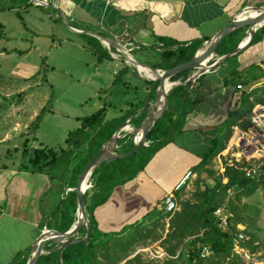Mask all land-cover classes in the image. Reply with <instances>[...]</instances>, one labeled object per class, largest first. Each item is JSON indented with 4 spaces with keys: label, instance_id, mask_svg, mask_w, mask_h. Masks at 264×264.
<instances>
[{
    "label": "crops",
    "instance_id": "crops-1",
    "mask_svg": "<svg viewBox=\"0 0 264 264\" xmlns=\"http://www.w3.org/2000/svg\"><path fill=\"white\" fill-rule=\"evenodd\" d=\"M20 6L27 13L26 18L19 16L16 7L10 11H0V17L7 18L5 15L12 14V17L20 20L18 27L28 32L30 16L34 20H41L38 12L30 14L28 8L34 7L44 12L49 8L55 20L68 24L71 27L69 31L84 39L78 38L82 43H77L67 37L55 48L59 49L63 43H71L87 56L89 62L84 63L88 71L84 78H69L78 87L73 93L78 101L73 105L63 101L60 110L50 111L46 108L50 101L57 103L53 95L50 99L43 94L38 101L34 93H27L32 89L36 91L42 85L36 78L31 81L26 77L28 66L24 59L27 54H23L24 50H38L37 45L9 47L6 42L10 40H19L26 46L28 36L19 35L16 39L0 35V61H11L15 56L23 61L15 64L19 87L0 85V92L3 93L0 94V264H27L38 237L45 230L59 232L54 226L69 188H63L58 178L51 180L46 174L32 173L29 169H22L20 164L14 165L9 161L12 153L22 152L28 140L37 142V139L45 138L42 134L50 113L63 121L73 122L75 129L80 127L81 118L101 109L105 110L106 121L119 122L126 118L120 127H127L120 132L114 153H121L122 149L130 146L133 148L132 132L145 121L156 95L157 83L145 78L115 48L108 47L99 37L120 45L139 64L164 71L168 70L171 62L161 58L163 52H176L180 47L193 43H199V48L225 30L240 14L251 8L263 7L264 0H52L49 6L22 3ZM3 24L0 22V29L4 28ZM238 31L241 34L237 37L226 39L228 35L223 39L226 41L224 48L235 40L239 41L238 46L242 41L246 43L249 38L247 27L235 32ZM34 36L39 39L41 35ZM88 37L96 39L99 45L90 43ZM221 43L209 64L230 54L219 53ZM249 45L195 81L189 82L196 72L191 70L174 82L176 85L168 93L166 112L170 109L169 95L177 87L186 89L188 100L198 102L186 106L183 121L177 129L176 126L172 130L175 134L170 135V141L152 156L144 170L133 180L115 187L106 203L93 211L92 219L100 233L131 243L123 245L117 264H132L135 261L164 264V261L172 258L161 242L169 233L170 218L180 211V202L193 200L198 181H202L203 190V183L215 185V178L224 172L226 166H240L234 158L237 128H246L251 124L252 110L262 105L257 98L264 90V38L256 46ZM94 46L111 59H100ZM252 68L255 72H252ZM52 69L55 70V66ZM143 71L149 78L156 75L147 69ZM120 72L123 75L118 77ZM239 85L243 86V90H238ZM84 108L88 109L87 113H82ZM176 111L174 109L173 119ZM39 117V121H36ZM125 137L126 141L121 144ZM14 138L20 141L19 144H13ZM214 143L217 146L216 155L208 158L206 156ZM149 144L147 141V146ZM40 146L55 148L43 142H40ZM188 171H192L194 177L180 191L174 192L175 185ZM172 192L178 209L169 217L162 204L166 195ZM229 197H233L232 193ZM76 221L75 213L73 225ZM237 228L245 230L242 224ZM82 230L84 233H81ZM82 230L75 236L76 239L85 237L86 230ZM57 245L59 249L60 245ZM234 249L235 243V252ZM263 253L264 249L250 255L263 264L264 261H259L264 260L259 259Z\"/></svg>",
    "mask_w": 264,
    "mask_h": 264
},
{
    "label": "trees",
    "instance_id": "trees-1",
    "mask_svg": "<svg viewBox=\"0 0 264 264\" xmlns=\"http://www.w3.org/2000/svg\"><path fill=\"white\" fill-rule=\"evenodd\" d=\"M17 1L32 5L31 2L29 3L26 0H11L8 2L0 0V11L12 10L15 7L11 4ZM240 34L241 31L235 32L226 39L235 38ZM263 36L264 26L254 35L249 47L256 46L263 40ZM88 40L91 41L90 43L95 42L96 45H99L94 38L88 37ZM225 42L223 40L220 45L219 53L221 55L234 52L239 44V41L235 40L229 47L224 48ZM198 46L199 43H193L189 46L180 47L176 52L165 51L161 54V58L171 62L167 66V69H170L188 62L195 54ZM94 48L100 59H111L107 53H101L97 46H94ZM252 72H255L254 68H252ZM188 73L189 71H185L173 77L171 81L176 82ZM118 75H120L118 77H121L123 74L120 72ZM258 97L257 101L264 105V90ZM197 102L198 100H188L184 87H177L170 93V109L147 135V141L150 144L134 155L110 163H103L90 176L89 183L91 187L84 194L85 209L91 225V234L88 241L68 246L62 254L61 261L58 245L48 243L44 247L45 253L38 258L36 264L118 263L122 255L121 248L124 244L131 243L117 239L113 235L100 233L92 219L93 211L96 207L106 203L115 187L133 180L144 170L152 156L170 141V135L175 134L172 133V130L176 126L175 129H177L183 121L187 113L186 106H192ZM174 109L177 110L175 119H173ZM39 119L40 117L36 121H39ZM125 121L126 118L119 122L106 121L105 110L101 109L88 117L81 118L80 127L67 134L64 145L61 147H43L29 151V142L25 143L22 157L28 159H26V164L20 165L22 169H29L36 174H46L51 180L58 178L63 184V188H69L58 210L59 217L54 226L60 233L69 231L74 223V214L77 210L75 189L83 168L98 153L103 144L112 138L116 130ZM126 139L127 137L121 140V144ZM216 147L214 143L206 157H214ZM131 149L132 146L124 148L121 153L128 152ZM241 167L236 165L226 166L224 172L215 178V185L210 186L203 183V190H201L202 181H198V188L193 194V200L180 202V211L170 218L169 233L165 240L161 242L165 252L172 257L164 261V264H245L242 258L233 251L235 240L240 233L245 234L248 239L240 241V247L247 249L249 253L258 251L259 247L255 245L256 236L249 231V228L256 223V219L250 220L249 224L246 223L245 216L247 214L257 215L259 211L253 205L249 206L247 203H242V198H251L258 190L264 192V176L247 179ZM230 193L234 194L232 198L229 197ZM223 206L231 215L227 229L219 228L214 216L215 210ZM239 224L246 225L244 231L238 230L237 226ZM81 233H84V230ZM203 245L211 246L214 250L213 257L206 260L199 259V250ZM260 259H264V253Z\"/></svg>",
    "mask_w": 264,
    "mask_h": 264
},
{
    "label": "rangeland",
    "instance_id": "rangeland-1",
    "mask_svg": "<svg viewBox=\"0 0 264 264\" xmlns=\"http://www.w3.org/2000/svg\"><path fill=\"white\" fill-rule=\"evenodd\" d=\"M29 2V1H27ZM30 3V2H29ZM22 4H28L23 2ZM21 3L18 1L14 4L12 3L11 6L16 7L18 10L19 16H23L26 18L27 13H25L21 8ZM47 12H44L40 9H34V7H29L28 12L32 14L33 12H38L41 15V20L37 21L33 18H29L28 28L29 31L26 32L24 29L18 27L20 20L16 17H12L11 15H5V17H0V22L4 23V28L0 29V35H6L9 37L16 38L19 35L26 34L27 37V44L25 46L24 42L19 40H10L9 43L6 42L7 46L11 47H30L31 44L37 45L38 50H24L23 54L26 53V58L24 59L25 63L27 64V75L26 77L30 78L31 81L33 79H37V82H41L42 85L34 91L33 89L30 90L29 94L34 93L36 99L38 101L41 99L43 94H47L48 98L57 101V103L52 104V100L46 107L50 111L53 109L60 110L61 109V102L66 101L67 104L73 105V103L77 102L78 97L73 95L74 91H77V86L75 83L70 81V77H78L80 79L84 78L85 75L88 73L87 69L85 68L86 65L84 63H88L89 60L87 56L78 51L71 45V43H63L59 49L55 48L59 46L65 38H70L71 40L77 41V43H82L81 40H84L77 35H75L72 31H69L71 27L68 24L64 25L59 19L55 20L53 17V11L49 8L45 9ZM40 34L41 36L37 39L34 35ZM78 38H81L78 39ZM17 39V38H16ZM55 45V46H53ZM25 49V48H24ZM52 49V50H51ZM19 57H13L11 61H0V85L7 84L9 86L14 87L17 85L19 87L18 79L16 78L15 70L17 66L15 64L23 62L18 59ZM55 66V70L52 67ZM67 72V73H65ZM48 82V83H47ZM34 82H30L32 84ZM53 86H58V88H53ZM64 86V88H63ZM68 86V87H67ZM67 87V90H64ZM0 94H3L0 92ZM17 97V94L14 95V99ZM70 97V100L68 99ZM42 101V100H41ZM88 109L84 108L82 113H87ZM247 109L245 110V112ZM45 115L48 114L46 113ZM85 115V114H84ZM46 117V118H47ZM49 119H47L46 126L44 127L43 134L45 135L44 139H37L36 141L28 140V148L29 151L36 148H43L39 147L40 142L47 144L49 147H61L64 145V140L66 137V133L70 132L69 129L74 130L75 124L71 121H63L62 119L57 118L55 115L50 113ZM127 127V126H126ZM49 131V134L47 132ZM47 135V136H46ZM49 135V137H48ZM19 140L14 138L13 144H19ZM23 151V147H22ZM9 158L11 160L10 163L14 165H21L26 164L28 159L27 157H22V152L12 153ZM57 184V180L55 181ZM234 196V194H233ZM254 200V201H252ZM242 203H247L249 206L253 205L259 211L257 215H249L247 214L246 223L250 224V220L256 219V223L249 228V231L252 235L256 236V242L258 250L264 249V192L258 190L256 194L251 198H242ZM244 227L246 225L242 224ZM244 236H246L244 234ZM249 239H251L248 236ZM260 259V257H259ZM243 261V260H242ZM260 262L264 260H259ZM133 262V261H132ZM245 262V261H243ZM153 263V262H152ZM247 262H245L246 264ZM132 264H143L142 262H134ZM153 264H159L153 263ZM251 264V263H249ZM264 264V262H263Z\"/></svg>",
    "mask_w": 264,
    "mask_h": 264
},
{
    "label": "water",
    "instance_id": "water-1",
    "mask_svg": "<svg viewBox=\"0 0 264 264\" xmlns=\"http://www.w3.org/2000/svg\"><path fill=\"white\" fill-rule=\"evenodd\" d=\"M35 4V0H27ZM52 0H48L46 6L50 5ZM251 14L252 16H249ZM66 23V21L64 20ZM264 25V6L260 8H251L248 11L244 12V14H240L225 30L214 36L207 43H203L195 52L193 57L183 64H180L176 67L170 68L168 70L160 71L145 65L139 64L130 54L126 53V51L118 44L112 42L111 40L103 37H99L108 47L115 48L119 54L124 58V60L134 67L140 74H142L145 78L151 79L157 83L156 87V95L149 107L148 114L145 118V121L132 132L133 136V148L125 153H114L113 150L116 148L117 143L119 141V134L124 129V127H119L115 134L112 136L110 140L105 142L98 153L92 157L88 163L83 168L76 185V201H77V221L71 227L69 231L66 233H60L52 230H45L37 240V244L35 250L31 256V259L27 264H36L38 258L43 254V249L48 243H56L59 244V259L62 260V254L64 250L72 245L79 242H87L90 238L91 234V225L88 220V216L85 209L84 204V194L88 189V180L92 175L94 170L98 168L103 163H110L116 161L118 159H124L131 155L136 154L142 148L147 147V135L151 128L162 118L164 113L168 107V93L170 89L166 88V84L173 85L176 83L171 82L170 80L185 72V71H196L195 74L192 75L190 81H195L201 75L210 72L217 66H219L226 59L232 57L235 54L242 52L246 46H248L254 37V34L257 32L259 27ZM247 27V34L249 35V40L246 43L243 41L237 47V49L225 56L220 57L218 60L209 64L212 60V57L217 49L218 45L221 41L230 35L231 33L237 31L240 28ZM143 69H147L152 73H155V77L149 78L146 76V72ZM149 103V101H148ZM146 104V107L148 105ZM86 230L85 237L82 239H76L75 236L82 230Z\"/></svg>",
    "mask_w": 264,
    "mask_h": 264
},
{
    "label": "built area",
    "instance_id": "built-area-1",
    "mask_svg": "<svg viewBox=\"0 0 264 264\" xmlns=\"http://www.w3.org/2000/svg\"><path fill=\"white\" fill-rule=\"evenodd\" d=\"M34 5L46 6L48 0H35ZM48 6V5H47ZM238 90H243L239 85ZM251 124L246 128H237V137L235 139L234 158L240 164L242 171L247 179H256L264 175V105H257L251 113ZM194 177L192 171L186 172L174 187V192L180 191L191 178ZM91 185L88 183V188ZM163 210L171 215L177 211L178 207L174 200V193H169L163 199ZM214 216L217 226L227 229L230 224L231 215L225 209V206L215 210ZM247 240L243 234H239L235 240V253L239 254L247 264H260L250 255L247 250L239 247V242ZM214 256V250L209 245L201 246L199 250V259L206 260Z\"/></svg>",
    "mask_w": 264,
    "mask_h": 264
},
{
    "label": "bare ground",
    "instance_id": "bare-ground-1",
    "mask_svg": "<svg viewBox=\"0 0 264 264\" xmlns=\"http://www.w3.org/2000/svg\"><path fill=\"white\" fill-rule=\"evenodd\" d=\"M248 40H249V38L246 39V42H248ZM174 86H175V84L169 85V86H168V84H166L167 89H172Z\"/></svg>",
    "mask_w": 264,
    "mask_h": 264
}]
</instances>
